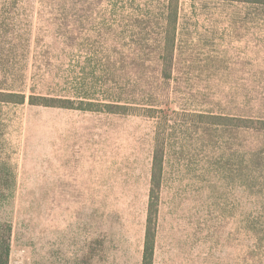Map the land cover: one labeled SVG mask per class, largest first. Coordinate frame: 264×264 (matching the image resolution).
<instances>
[{"label":"rangeland","instance_id":"obj_1","mask_svg":"<svg viewBox=\"0 0 264 264\" xmlns=\"http://www.w3.org/2000/svg\"><path fill=\"white\" fill-rule=\"evenodd\" d=\"M156 149L153 264H264L263 3L0 0L9 264H142Z\"/></svg>","mask_w":264,"mask_h":264},{"label":"trees","instance_id":"obj_2","mask_svg":"<svg viewBox=\"0 0 264 264\" xmlns=\"http://www.w3.org/2000/svg\"><path fill=\"white\" fill-rule=\"evenodd\" d=\"M250 2L263 3L264 0H243ZM20 99L17 102H23L25 100V96L23 94H17ZM12 96V95H11ZM42 100H46V102L37 103L43 104L46 106H67V105H58L54 103H48L47 97H41ZM31 102H35V97H31ZM119 108V107H117ZM163 167V155L162 151L156 149V153L154 155L153 167H152V188L150 194V202H149V213L146 225V234L144 241V251L142 257V264H153L154 263V253H155V243H156V221L158 214V191L160 187V173ZM12 223L9 220L0 219V264H9L10 253H11V242H12Z\"/></svg>","mask_w":264,"mask_h":264}]
</instances>
